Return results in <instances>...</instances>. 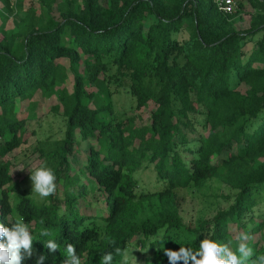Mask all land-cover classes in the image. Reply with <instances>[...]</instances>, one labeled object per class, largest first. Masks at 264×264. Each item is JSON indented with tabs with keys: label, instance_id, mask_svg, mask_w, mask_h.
<instances>
[{
	"label": "trees",
	"instance_id": "trees-1",
	"mask_svg": "<svg viewBox=\"0 0 264 264\" xmlns=\"http://www.w3.org/2000/svg\"><path fill=\"white\" fill-rule=\"evenodd\" d=\"M248 1L243 30L214 0H63L0 30V224L28 223L34 255L22 264H62L69 243L82 264L115 248L129 264H169L164 249L198 250L208 235L235 251L241 232L252 259L264 255V0ZM48 113L62 137L23 165L54 171L55 194L40 198L18 188L9 156ZM211 178L233 202L190 230L175 190Z\"/></svg>",
	"mask_w": 264,
	"mask_h": 264
},
{
	"label": "rangeland",
	"instance_id": "rangeland-1",
	"mask_svg": "<svg viewBox=\"0 0 264 264\" xmlns=\"http://www.w3.org/2000/svg\"><path fill=\"white\" fill-rule=\"evenodd\" d=\"M63 0H13L8 9H5L6 3L0 0V10L2 11V17H0V30L13 29L14 24L18 21V18L23 15L26 10L35 11L39 15H43L47 6L58 7ZM80 0H74L79 2ZM215 2L217 0H214ZM16 3V13L14 10L10 11V5L14 7ZM239 5L237 12L235 13L233 25L236 29L243 30L249 27V22L252 15L255 14V7L248 0H236ZM18 6L21 8L18 9ZM190 19L183 20V28L181 32L176 35L180 40L188 38V33L184 28L188 25ZM120 99V98H119ZM122 102V101H121ZM46 107H41V112H44ZM35 135L31 137L30 142L22 145V147L16 149L10 154V158L14 163V171L17 175L18 188H24L27 193L32 190V182L30 179L31 173L28 170L17 169L21 165L28 163L25 167L29 170L34 166L33 156L31 153L32 146L39 142H53L62 137L63 122L59 115L48 113L44 116L39 124L35 127ZM28 172V173H27ZM34 194V193H33ZM235 191L225 182L211 178L206 180L201 186H190L185 189L175 190V200L179 209L182 223L185 227H189L190 230L195 229L198 225L207 219L212 218L218 211L226 210L228 206L233 202ZM183 235H186L183 233ZM135 254L140 256L146 255L148 252L140 248L134 241L132 244Z\"/></svg>",
	"mask_w": 264,
	"mask_h": 264
},
{
	"label": "clouds",
	"instance_id": "clouds-1",
	"mask_svg": "<svg viewBox=\"0 0 264 264\" xmlns=\"http://www.w3.org/2000/svg\"><path fill=\"white\" fill-rule=\"evenodd\" d=\"M17 169L22 171L24 167L21 165ZM30 173L32 193L37 194L40 198L55 194L57 177L50 167L42 164ZM40 223L44 224L43 219ZM39 234L44 237L52 235L48 228H42ZM249 239L250 236L247 233L241 232L237 237L240 242L234 251L229 246L231 242L222 244L207 235L200 241L198 250L181 246L176 251L164 249V254L167 256L169 264H181V262L182 264H264V255L252 259L254 249L245 243ZM33 241V235L23 217L11 222L10 228L0 224V264H22L23 260L31 258L34 255ZM44 246L50 253L59 250V244L53 239H48ZM65 251L66 256L62 264H82L73 244L69 243ZM117 255L122 256L123 264H129L127 250L120 248H115L114 251H105L101 256L100 264H114ZM45 260L44 255H39L35 264H44Z\"/></svg>",
	"mask_w": 264,
	"mask_h": 264
},
{
	"label": "built area",
	"instance_id": "built-area-1",
	"mask_svg": "<svg viewBox=\"0 0 264 264\" xmlns=\"http://www.w3.org/2000/svg\"><path fill=\"white\" fill-rule=\"evenodd\" d=\"M12 2L13 0H9ZM219 10H221L224 14L233 15L238 10V5L236 0H217L216 1Z\"/></svg>",
	"mask_w": 264,
	"mask_h": 264
}]
</instances>
